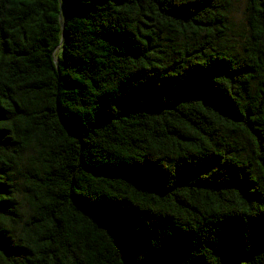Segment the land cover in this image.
<instances>
[{
  "label": "trees",
  "instance_id": "16d2710c",
  "mask_svg": "<svg viewBox=\"0 0 264 264\" xmlns=\"http://www.w3.org/2000/svg\"><path fill=\"white\" fill-rule=\"evenodd\" d=\"M0 0V264H264V0Z\"/></svg>",
  "mask_w": 264,
  "mask_h": 264
},
{
  "label": "rangeland",
  "instance_id": "374dc122",
  "mask_svg": "<svg viewBox=\"0 0 264 264\" xmlns=\"http://www.w3.org/2000/svg\"><path fill=\"white\" fill-rule=\"evenodd\" d=\"M246 0H230L229 16H230V34L233 40L243 39L248 33L245 18Z\"/></svg>",
  "mask_w": 264,
  "mask_h": 264
}]
</instances>
